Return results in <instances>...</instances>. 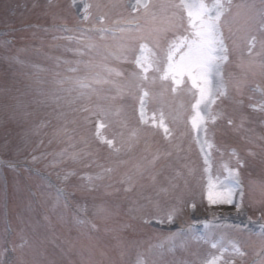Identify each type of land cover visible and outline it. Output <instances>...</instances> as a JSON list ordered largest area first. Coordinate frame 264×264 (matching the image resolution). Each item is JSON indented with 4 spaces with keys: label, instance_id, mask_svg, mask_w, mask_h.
Returning a JSON list of instances; mask_svg holds the SVG:
<instances>
[{
    "label": "rangeland",
    "instance_id": "obj_1",
    "mask_svg": "<svg viewBox=\"0 0 264 264\" xmlns=\"http://www.w3.org/2000/svg\"><path fill=\"white\" fill-rule=\"evenodd\" d=\"M258 1L261 0L251 3L231 0L229 12L222 17L227 21L225 28L234 32L236 50L248 58L231 68L240 69L241 76L231 77L226 97L217 98L211 106L214 113L222 115L215 121H206L205 135L191 127L196 95L187 77L184 83L175 86L171 80L161 81V74L152 69L147 73L149 81L141 85L149 92L145 106L148 123L140 122L138 97L142 92L132 76L140 72L134 63L136 46L140 39L147 43L153 37L152 30L160 27L162 19L171 11L168 5L172 0H148L156 13L155 19L151 14L145 16L142 10L133 12L132 15L140 16L133 24L137 22L143 29L140 32L124 30L117 35L108 31L103 46L96 40L89 42L88 35L71 36L59 31L38 34L20 26L27 22L72 25L82 20L92 23L90 26L96 23L129 26V0H77L79 10L72 0H0V32H3L0 34L3 37H0V160L4 157L13 163L42 166L41 170L50 171L63 187L75 190L78 196L75 205L82 219L100 226L104 233L96 239L84 228L75 234L69 232V219L59 207L55 192H48L47 187L33 182L39 193L38 201L41 199L47 205L50 202L52 217L45 219L32 211L34 204L27 203L29 200L20 184L13 191L7 183L8 206L10 194L15 192L13 210L19 212L22 220L18 223L14 212L8 209L9 221L16 225L14 236L9 239L11 229L8 221H4V196L0 189V251H4L0 264L8 258L6 251L11 245L15 249L12 264H121L123 257L124 264H210L213 258L218 264H245L251 256L259 255L258 251L248 254L251 238L234 235L238 233L232 231L231 225L264 235V224L260 221L264 220V164L249 167L246 164L241 168L229 160L232 149L239 144L244 146L243 152L249 149L255 154L252 160L264 155V112H257L247 101H241L242 96L249 94V88L264 84V48L261 47L264 35L258 30L261 18L256 12L261 9ZM83 3L91 5L88 20L83 19ZM108 28L106 25L102 29ZM252 37H255L254 46ZM86 42L95 44L97 51H88ZM160 43L164 44L163 38ZM49 51L54 52L53 57L47 54ZM153 51L158 57L162 55L159 49ZM123 66H127V71ZM226 73L223 80L229 83L230 75ZM81 81L91 87L80 88ZM219 84L220 79L213 70L207 87L215 91ZM173 87L176 91H172ZM176 101L184 107V119L176 118ZM261 103L264 98L260 95L256 107L260 108ZM13 105L22 109L15 111ZM96 105L109 111L107 129L101 131L106 139L114 140L113 149L101 145L95 138V121L84 123L83 117L88 113L81 108L94 109ZM161 111L170 129L167 138L158 127ZM200 111L204 115L207 109L202 105ZM42 120L50 123L40 127ZM234 123L235 128L229 129ZM209 126L223 138L217 146L208 140L212 133ZM133 131L136 136L132 138ZM231 136L237 142L222 144ZM197 137L207 139L212 145L211 149L205 148L210 153L208 165L204 164ZM253 147L261 150L259 154L250 149ZM61 152L65 155L58 156ZM237 171L242 172L248 184L247 203L242 207V182L237 187L232 178ZM21 173L27 187L32 173L28 169ZM67 173L74 174L65 178ZM98 175L102 178H97ZM128 177L132 178V186L125 192L124 188L129 185L122 181ZM219 182L226 187L222 188ZM228 187L234 189L233 204L209 201V191L213 200L219 201ZM173 205L180 209L173 224L160 225L155 221L146 224L140 219L142 215L148 219L157 211L164 215ZM199 223L204 226L195 231ZM220 223L227 225L215 227L211 236H205L208 226ZM125 224L129 227H123ZM150 225L172 234L162 236L152 232ZM233 244L243 256L235 253Z\"/></svg>",
    "mask_w": 264,
    "mask_h": 264
},
{
    "label": "snow or ice",
    "instance_id": "obj_2",
    "mask_svg": "<svg viewBox=\"0 0 264 264\" xmlns=\"http://www.w3.org/2000/svg\"><path fill=\"white\" fill-rule=\"evenodd\" d=\"M73 6H76L79 10L80 5L77 4V0H72ZM91 5L83 3L84 20L89 18V8ZM130 9L129 13V27L123 29L129 32L135 31L140 32L143 29V25L135 24L133 22L140 18L139 15H132L133 12L140 13L141 10L145 16L151 14L153 19L156 17V13L152 11V6L148 0H129L127 5ZM168 7L171 11L162 19L161 26L152 30L154 36L151 40H147V43L143 42L145 39H140L139 55L135 56L134 63L140 69L139 73H132L134 79L138 81L137 88L140 89L142 95H139V117L140 122L147 124L148 121L145 120V106L148 102L149 92L144 91L141 85L145 81H149L147 73L150 69L154 70L156 73H160L159 79L161 81L171 80L172 84L179 86L184 83V78L187 77L188 81L191 82L193 89H195V103L193 105L194 115L191 117V127L195 131L203 132L207 135L206 121H215L218 117L222 115L221 112H213L212 105L216 103V99L219 97H224L226 95V84L223 80L222 65L225 64L229 59V48L226 44L227 37L224 35L223 29L227 24V21L222 17H226V13L229 12L231 7V0H211V2H206V0H172ZM258 30L264 35V15L258 22ZM105 31L104 29L100 30ZM171 33L169 36L168 34ZM164 39V44L161 45L160 40ZM152 44V48H149L148 44ZM251 43L254 46L255 37H252ZM261 47L264 48V41L261 42ZM153 49H159L162 53L161 56H157V52ZM132 51V49H129ZM215 71L220 79L219 87L212 91L207 87V81L209 73ZM120 75V73H116ZM80 88H89L91 85L83 81L79 82ZM172 91H176L173 87ZM254 92L260 93L261 97L264 98V88L257 87L253 89ZM198 93V95H197ZM205 107L207 111H204V115L200 111L201 106ZM81 111L88 113V115L83 117L84 123L89 124L95 121V138L101 145H106L109 149H113L114 140L106 139L104 133L101 129H107V117L109 111L100 105H96L94 109L84 106ZM260 111L264 112V103L260 104ZM63 114L61 113L60 116ZM156 117H153V124H155ZM49 121L42 120L40 127H45ZM231 123V120H229ZM126 126V121L124 122ZM158 127L163 130L165 137L170 134V129L165 124V115L161 111L159 116ZM66 131V129H65ZM136 131L131 133L130 137H135ZM196 142L200 144L201 152L204 153V164H209L210 153L205 152V148L211 149L212 145L208 143L207 139L201 140L199 137L196 138ZM119 151L118 148L114 149ZM255 155L254 153H250ZM58 156H64L65 153L61 152L57 154ZM233 155H236L233 152ZM75 158V156H73ZM36 157H33L35 160ZM55 163V161H53ZM236 164L239 167H246V162L241 157H237ZM207 170V169H206ZM110 171V170H107ZM191 171V170H189ZM74 173H67L68 175H73ZM97 178H102L98 175ZM232 178L235 181L237 187L240 185L238 171L232 174ZM91 179V178H90ZM154 179V177H153ZM132 178L128 177L123 180V184L129 185V187L124 188L125 192L131 190ZM220 186L226 187L223 182H219ZM212 185L209 184L211 189ZM162 191H167V189H162ZM63 195V193H61ZM222 199L219 201L213 200L212 192L209 191L208 199L211 203H234V189L228 187L226 192L221 194ZM243 192L240 193L241 199H243ZM193 208L195 205H191ZM179 208L173 205L164 215L157 214L151 215L148 219L142 215L140 219L146 224H150L155 221L156 224L164 225L173 224L176 214L179 212ZM47 219V217H45ZM78 225L90 224V221L77 218L75 221ZM92 229H96V225H91ZM123 227H129L125 224ZM213 247H216L213 244ZM233 249L237 255L243 256L244 254L240 251L235 244H233ZM15 251V249H11ZM4 256V251H0V259ZM210 264H218L217 259L213 258ZM227 264V262H225Z\"/></svg>",
    "mask_w": 264,
    "mask_h": 264
}]
</instances>
